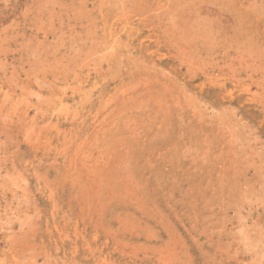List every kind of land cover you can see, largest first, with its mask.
<instances>
[{
    "label": "rangeland",
    "instance_id": "rangeland-1",
    "mask_svg": "<svg viewBox=\"0 0 264 264\" xmlns=\"http://www.w3.org/2000/svg\"><path fill=\"white\" fill-rule=\"evenodd\" d=\"M263 206L264 0H0V264H264Z\"/></svg>",
    "mask_w": 264,
    "mask_h": 264
},
{
    "label": "bare ground",
    "instance_id": "bare-ground-1",
    "mask_svg": "<svg viewBox=\"0 0 264 264\" xmlns=\"http://www.w3.org/2000/svg\"><path fill=\"white\" fill-rule=\"evenodd\" d=\"M227 3V2H226ZM197 4V3H196ZM167 8V7H166ZM208 10V9H207ZM218 10V9H217ZM178 14V13H177ZM177 14H175V15H177ZM215 14V13H214ZM223 15H225L224 13H223ZM204 16V15H203ZM211 17V16H210ZM223 18V17H222ZM232 18V17H231ZM233 19V18H232ZM201 20V19H200ZM202 21V20H201ZM94 22V21H93ZM227 26V25H226ZM208 28V27H207ZM219 28V27H218ZM211 29V28H210ZM168 35V34H167ZM158 36V35H157ZM194 36V35H193ZM178 37V36H177ZM190 37V36H189ZM170 40V39H169ZM173 41V40H172ZM170 43H171V41H170ZM173 46V45H172ZM241 51H242V49H241ZM179 53H181V52H179ZM236 53V52H235ZM255 53V52H254ZM185 54V53H184ZM230 56V55H229ZM239 56V55H238ZM243 57V56H242ZM238 58V57H237ZM240 60V59H239ZM263 60V59H262ZM238 62V61H237ZM260 62V61H259ZM251 63V62H250ZM255 64V63H254ZM202 65V64H201ZM232 65V64H231ZM247 65V64H246ZM251 66V65H250ZM204 67V66H203ZM245 69V68H244ZM253 70V69H252ZM208 74V73H207ZM235 78V77H234ZM162 136V135H161ZM226 144V143H225ZM188 149V148H187ZM228 155V154H227ZM209 157V156H208ZM198 161V160H197ZM199 162V161H198ZM235 164V163H234ZM222 181V180H221ZM264 207V206H263ZM223 208V207H222Z\"/></svg>",
    "mask_w": 264,
    "mask_h": 264
}]
</instances>
